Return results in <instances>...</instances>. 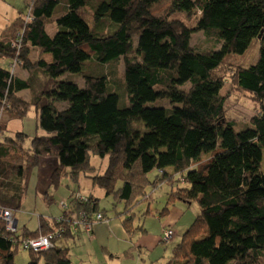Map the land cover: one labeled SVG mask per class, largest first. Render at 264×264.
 Listing matches in <instances>:
<instances>
[{
  "label": "trees",
  "instance_id": "trees-1",
  "mask_svg": "<svg viewBox=\"0 0 264 264\" xmlns=\"http://www.w3.org/2000/svg\"><path fill=\"white\" fill-rule=\"evenodd\" d=\"M25 3L26 13L0 33V61L7 62L0 64V208L14 214L30 171L41 159L55 157L52 183H59L62 172L74 183L80 175L89 179L113 198L114 208L123 203L121 215L130 217L121 227L128 236L131 211L148 197L149 186L166 184L167 204L195 202L199 213L165 264H261L264 0ZM179 14L192 20L190 27ZM13 32L16 43L9 39ZM199 32L213 39L211 48L191 45ZM255 46L257 62L244 67ZM33 50L50 61L31 62ZM16 59L27 77L10 69ZM226 77L230 88L247 92L259 105L249 127L236 129L225 117ZM119 91L128 106H120ZM162 100L169 107L147 106ZM31 108L45 135L32 138L25 149L26 133H5L10 120H23ZM91 156L107 159L102 173H96ZM97 201L70 195L58 218H41L36 230L24 226L19 235L0 221V264H14L19 244L45 235L49 249L22 248L29 254L26 264H71L67 242L85 233L77 222L82 217L91 222L95 213L104 216Z\"/></svg>",
  "mask_w": 264,
  "mask_h": 264
},
{
  "label": "rangeland",
  "instance_id": "rangeland-1",
  "mask_svg": "<svg viewBox=\"0 0 264 264\" xmlns=\"http://www.w3.org/2000/svg\"><path fill=\"white\" fill-rule=\"evenodd\" d=\"M25 0H0V33L6 26H8L16 18L23 16L26 11ZM183 19V15L177 16ZM25 19H29L26 14ZM185 24L190 27L193 23L190 18L183 19ZM53 25L47 27V30L51 32ZM9 37L16 40L14 37L16 34ZM213 39H209L201 32L194 33L191 36V45L199 49H209L212 47ZM17 46V45H16ZM20 50V46L17 47V52ZM41 55L37 51H32L29 54L30 61L37 60ZM41 59L46 61L50 60L49 56L43 55ZM258 60V46H255L248 55L243 59L242 65L249 67L255 64ZM0 64L6 65V61H0ZM11 64V65H10ZM10 69L19 77H27L28 74L22 68L21 63L18 60H11ZM121 62L117 63V80L123 75V68L121 72ZM34 68V67H33ZM35 69V68H34ZM36 70L34 71V73ZM121 74V77L119 76ZM41 75L39 74V78ZM228 82L225 83L221 89V95L229 94V97L225 101V117L227 120L234 122L236 129L249 127L251 117L259 110V105L253 102L249 94L245 91H236L229 86ZM77 79L73 78L72 80ZM77 82V80H74ZM123 81V80H122ZM119 91L120 106L126 107L129 105L125 94H121ZM23 98H28V92L23 91L20 93ZM148 107H169L166 100L156 101L154 103L147 104ZM37 113L31 108L26 117L23 120H10L7 124L6 136H13L15 132L23 131L28 135L23 147L29 148L30 141L34 137L45 135V132L40 130L36 124ZM206 158V157H205ZM91 164L96 167V173H102L106 168L107 159L100 158L98 156H91ZM58 161L55 157H45L39 161V164L35 166L29 173L27 188L23 196V200L19 209L14 213V219L17 220L16 234L21 233L22 228L25 226L31 231L36 230L38 227L39 219L45 218L51 221L52 218H58L63 211V204H66L70 195H74L79 198L85 197L87 189L91 190V194L97 198L98 209L104 211V217L115 222L118 227L123 231L122 236H118L116 233L108 235L107 230L103 226L97 225L95 229L101 230V234H98L97 240L91 247V242L88 241V237L82 234L83 238L79 239L77 246H72V243L67 242L69 249V255L71 264H79L76 261V257L88 258L85 255V246L91 253L92 264H121L129 260L134 264H165L168 258L171 256L172 249L180 242L182 235L187 231L189 225L195 219L199 213L198 205L195 202L186 203L179 200H175L170 204H167L169 187L166 184L159 185L158 187L149 186L146 190L149 198L144 199L136 204L135 208L131 211V233L128 236L124 229L121 227V221H124L130 217V214L121 215L124 211L123 203H117L115 208L113 207L114 200L112 197H105L104 192L97 186L91 189V181L80 175L78 182L74 183L67 177L62 175L58 184L52 183V173L54 172ZM157 175L156 170L148 175L150 181H152ZM165 207L168 211H164ZM68 208V207H67ZM120 214L117 217L115 214ZM105 222V221H104ZM164 229L171 230L172 236L170 240L164 241L162 234ZM118 237H116V236ZM109 239L110 250L107 251L106 242ZM125 238L129 244L127 245V252L122 254L120 261L110 258L113 255L112 250L117 247ZM111 240V241H110ZM60 245V242H57ZM132 244H137L136 247H132ZM82 245V246H80ZM142 245V246H140ZM130 248V249H129ZM14 258V264H26L29 259V254L24 251L19 244L16 250ZM131 252V255H129ZM97 255V258L95 257ZM125 256V257H124ZM261 260V264H264V257ZM39 264H43L42 260ZM131 264V263H130Z\"/></svg>",
  "mask_w": 264,
  "mask_h": 264
},
{
  "label": "crops",
  "instance_id": "crops-1",
  "mask_svg": "<svg viewBox=\"0 0 264 264\" xmlns=\"http://www.w3.org/2000/svg\"><path fill=\"white\" fill-rule=\"evenodd\" d=\"M48 56V55H47ZM49 59H51L50 58V56H49ZM48 61H50V60H48ZM85 178V177H84ZM87 179V178H86ZM91 184V189H93V185H92V183H90ZM92 196L93 198H95V199H97L95 196H93L92 194H91V190L89 189V187H88V189H87V193H86V195H85V197H81V196H79V198H86L87 196ZM149 198V196L147 197V199ZM94 215H96V213L94 214ZM105 221V222H104ZM97 225H99V226H103V227H105V229L107 230V234L110 236V235H113V233H116L118 236H122L123 235V231L118 227V225L115 223V222H112V220H110V219H107V218H105L104 216H103V220L101 221V222H96V223H94L93 224V227H92V230H91V232L90 233H78V234H75L74 235V238H72V243H73V245L72 246H74V247H76L77 246V242H78V240L81 238H83L82 236V234H84V235H86L89 239H88V241H90L91 242V247L94 245L93 243L97 240V236H98V234H101V230H99V229H95L96 227H97ZM116 236V235H115ZM117 237V236H116ZM118 238V237H117ZM106 239H107V242H106V248H107V251L108 250H110L111 248V246L109 247V244H108V242H109V239L106 237ZM119 240H122V242H119L120 244L117 246V247H114L112 250H114L113 251V255H110V258H114V259H116V260H118V261H120L123 257H122V254L123 253H126L127 252V245L129 244V242L125 239V238H123V239H119ZM111 241V240H110ZM64 244V243H63ZM136 245L137 244H132V247H136ZM80 246H82V245H80ZM140 246H142V245H140ZM126 248V249H125ZM85 255L88 257V258H79V257H76V261L79 263V264H92V261H94L93 260V258H92V255H91V253L88 251V249L86 248V246H85ZM130 249V248H129ZM96 255V254H95ZM129 255H131V252H129ZM96 258H97V255L95 256ZM125 257V256H124ZM134 264V262H131V261H129V260H126V262L124 263V262H121V264Z\"/></svg>",
  "mask_w": 264,
  "mask_h": 264
},
{
  "label": "built area",
  "instance_id": "built-area-1",
  "mask_svg": "<svg viewBox=\"0 0 264 264\" xmlns=\"http://www.w3.org/2000/svg\"><path fill=\"white\" fill-rule=\"evenodd\" d=\"M12 70V69H11ZM83 199V198H80ZM65 208V204L62 205ZM103 220V216L100 213L95 215V219L91 222L82 219L77 222L78 226H80L81 230L85 233H90L93 227V224L96 222H101ZM0 221L4 223L5 229L8 232L14 233L16 230V220L14 219V214L10 210H6L0 208ZM172 236L171 230L165 229L162 234V238L164 241H168ZM22 248L24 250H31L32 252H38L47 250L51 247L50 236H40L37 239H28L21 243Z\"/></svg>",
  "mask_w": 264,
  "mask_h": 264
},
{
  "label": "clouds",
  "instance_id": "clouds-1",
  "mask_svg": "<svg viewBox=\"0 0 264 264\" xmlns=\"http://www.w3.org/2000/svg\"><path fill=\"white\" fill-rule=\"evenodd\" d=\"M165 230V229H164ZM170 240V239H169Z\"/></svg>",
  "mask_w": 264,
  "mask_h": 264
}]
</instances>
